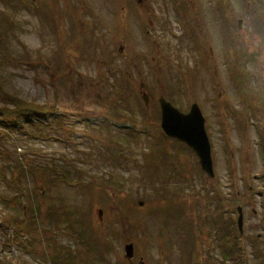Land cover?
Listing matches in <instances>:
<instances>
[{
	"label": "rangeland",
	"instance_id": "rangeland-1",
	"mask_svg": "<svg viewBox=\"0 0 264 264\" xmlns=\"http://www.w3.org/2000/svg\"><path fill=\"white\" fill-rule=\"evenodd\" d=\"M148 1L0 0V105L48 108L0 120V264H264V2Z\"/></svg>",
	"mask_w": 264,
	"mask_h": 264
},
{
	"label": "water",
	"instance_id": "water-1",
	"mask_svg": "<svg viewBox=\"0 0 264 264\" xmlns=\"http://www.w3.org/2000/svg\"><path fill=\"white\" fill-rule=\"evenodd\" d=\"M159 104L160 125L165 134L187 144L197 155L201 169L212 176L210 145L204 127L205 120L198 104L192 103L187 113L180 112L164 97L159 98ZM124 250L126 258L130 259L133 255V245L126 244Z\"/></svg>",
	"mask_w": 264,
	"mask_h": 264
},
{
	"label": "flooded vegetation",
	"instance_id": "flooded-vegetation-1",
	"mask_svg": "<svg viewBox=\"0 0 264 264\" xmlns=\"http://www.w3.org/2000/svg\"><path fill=\"white\" fill-rule=\"evenodd\" d=\"M126 1H131V0H115V2L117 3V2H119L118 4H115V6L116 5H120L121 6V9H120V11H122L121 13L123 14V11H125L124 9H127L128 11H130V13L131 12H133V11H135L136 13H135V16H136V18H139L138 20L139 21H133V23H139V24H141V18L143 17V14H149L150 13V2L148 1V0H134V4H132V6L131 7H129V4L125 7V2ZM133 1V0H132ZM121 14V15H122ZM124 15V14H123ZM122 15V16H123ZM122 17H120L119 16V19H120V21L122 20V23L124 22V19L122 18ZM146 22H147V24H149V25H153V22L151 21V20H149V19H146ZM124 26V27H126V26H128L127 25V22H124L123 24H121L120 26ZM126 31V30H125ZM125 31H123V30H120L118 33L119 34H113V37L115 38L114 39V43H117L118 44V53L119 54H124V45L125 46H127V41L129 42V43H131L130 41L132 40V37H131V35L128 33V32H125ZM141 40V39H140ZM149 40H151L150 39V37H148V40H145V41H149ZM125 42V43H124ZM124 44V45H123ZM128 50V48L126 49V51ZM153 57V56H152ZM109 59V58H108ZM107 60V58H103L101 61L103 62V63H105L104 65H107V64H109L110 62H112V61H106ZM129 61H131V59H129ZM129 63V62H128ZM142 85H144V84H142ZM145 86V85H144ZM146 88V87H145ZM161 97V96H160ZM142 99L144 100V102L145 103H147V100H148V95H147V92H142ZM158 101V100H157Z\"/></svg>",
	"mask_w": 264,
	"mask_h": 264
},
{
	"label": "trees",
	"instance_id": "trees-1",
	"mask_svg": "<svg viewBox=\"0 0 264 264\" xmlns=\"http://www.w3.org/2000/svg\"><path fill=\"white\" fill-rule=\"evenodd\" d=\"M261 2H264V0H262ZM0 90H1V86H0ZM16 101L18 100H15L14 107L9 110L6 109L4 106L0 105V120L8 118V117L10 118L14 117V120L18 121L20 116L23 115V113H26L29 116L30 115L38 116V115L45 114L46 109H48L45 106H39V105H36V106L29 105L28 106L27 104H23L21 102H16Z\"/></svg>",
	"mask_w": 264,
	"mask_h": 264
}]
</instances>
